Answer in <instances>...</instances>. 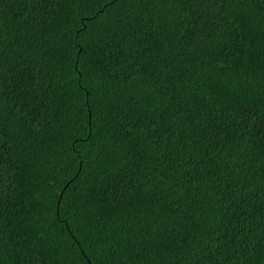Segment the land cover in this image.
<instances>
[{"label":"trees","instance_id":"obj_1","mask_svg":"<svg viewBox=\"0 0 264 264\" xmlns=\"http://www.w3.org/2000/svg\"><path fill=\"white\" fill-rule=\"evenodd\" d=\"M0 264H264V0H0Z\"/></svg>","mask_w":264,"mask_h":264}]
</instances>
